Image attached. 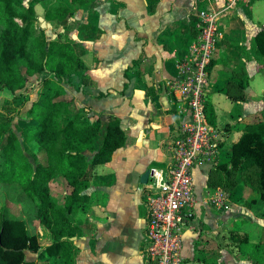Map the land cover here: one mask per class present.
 <instances>
[{"label": "crops", "instance_id": "0c3cea01", "mask_svg": "<svg viewBox=\"0 0 264 264\" xmlns=\"http://www.w3.org/2000/svg\"><path fill=\"white\" fill-rule=\"evenodd\" d=\"M91 1H97L96 7H77L71 18L59 24L44 19L46 6L57 0L23 3L33 5L37 18L51 26L42 29L37 20L39 38L47 44L70 39L87 68L64 81L65 99L70 102L66 121L83 110L87 123L104 128L110 118L116 117L127 138L126 145L114 153L109 163L87 169L90 187L83 193L84 201L77 213L71 216L82 232L73 242L78 250L75 264H146L148 183L142 184L140 178L148 170L167 169L168 146L183 119L168 84L180 77L177 61L186 56L194 39L199 11L220 10L227 0ZM261 30L264 0H251L248 6L239 3L219 21L220 37L208 70L210 87L205 97L214 124L207 121L218 130L220 138L218 163L219 158L227 161L230 146L246 125L264 122V59L253 46V38ZM44 35H49L48 42ZM240 69L247 77L244 90L233 83L239 79L235 72ZM33 92L29 94L34 100L33 95L41 89L35 87ZM15 106L6 92L0 94V113L10 112ZM22 119L29 120L15 117L13 124ZM212 168L198 164L194 169L198 205L193 228L184 234L188 236L184 248L190 246L193 250L194 240L205 237L200 235L203 223L214 234L223 231L245 235L248 242L242 258L264 262V201L256 193L237 188L235 202L227 198L226 209L217 211L204 205ZM53 184L59 185L65 195L61 179L50 186Z\"/></svg>", "mask_w": 264, "mask_h": 264}, {"label": "trees", "instance_id": "16d2710c", "mask_svg": "<svg viewBox=\"0 0 264 264\" xmlns=\"http://www.w3.org/2000/svg\"><path fill=\"white\" fill-rule=\"evenodd\" d=\"M96 5L97 1L91 0H57L46 6L44 19L63 23L77 7L92 9ZM37 20L33 5H25L23 0H0V94L6 92L16 105V109L0 113V184L17 185L34 205L49 244L42 247L24 221L0 214V264H75L78 250L70 239L81 237L82 232L71 216L77 213L83 193L90 187L87 169L109 163L127 138L116 117L110 118L104 128L87 123L83 110L66 121L70 102L65 99L64 81L87 68L70 39L48 44L42 41L35 29ZM253 46L264 59V30L254 36ZM235 75L239 79L234 85L244 90V71L240 69ZM35 87L41 92L33 100L29 92ZM206 113L214 124L210 106H206ZM20 116L28 117L25 124L30 126L18 137L13 120ZM58 179L66 187L62 203L50 192L51 182ZM239 187L264 201L262 121L246 125L230 146L227 161L208 172L207 190L220 189L232 198ZM229 236L239 252L246 254L247 237L233 232ZM215 247L209 244L210 249ZM27 254L35 258L29 259ZM256 264L264 262L258 259Z\"/></svg>", "mask_w": 264, "mask_h": 264}, {"label": "built area", "instance_id": "2783aa9c", "mask_svg": "<svg viewBox=\"0 0 264 264\" xmlns=\"http://www.w3.org/2000/svg\"><path fill=\"white\" fill-rule=\"evenodd\" d=\"M227 0L220 10L199 11L195 36L186 56L177 61L180 77L168 84L183 116L176 137L168 146L170 163L166 170L151 169L146 185V264H189L183 255L184 234L195 222L198 200L193 172L198 164L214 166L220 143L219 133L206 117L205 97L210 87L208 67L220 37L219 21L239 3ZM203 204L217 211L227 208L221 190L206 193Z\"/></svg>", "mask_w": 264, "mask_h": 264}, {"label": "rangeland", "instance_id": "374dc122", "mask_svg": "<svg viewBox=\"0 0 264 264\" xmlns=\"http://www.w3.org/2000/svg\"><path fill=\"white\" fill-rule=\"evenodd\" d=\"M23 3H25L24 0ZM43 37L46 42L49 41V35H44ZM36 96L37 95H33V98L36 99ZM20 122L15 123L16 130L21 132L20 136L19 133H17L19 137H21L24 130H27V125L25 124L26 122H24L23 119L20 120ZM18 127L21 129L18 130ZM223 159L224 158H219V163L216 162L214 167L222 163ZM1 185L0 214H3L8 219L24 221L29 233L35 234L39 238L40 245L42 247L49 244V241L44 238L42 227L39 225L34 205L21 194V190L18 186ZM198 187L199 181L196 183L197 191ZM240 188L241 187H239V189ZM62 191L63 189H61L59 185L53 184L50 186L51 196L59 203H61L64 197ZM208 192L213 193L214 191L208 190ZM234 199L235 197H232L233 202H235ZM199 227L201 230L200 235L205 237L197 242L194 240L193 250L190 249V246H185L183 250V255L188 258L189 264H251L252 262V264H256L254 263V260L249 261L247 258H242L243 254L237 250V246H235L230 240L229 232L222 231L214 234L213 230L208 225L203 223ZM206 229H208V234ZM183 239L185 242L186 239L188 240V236H184ZM209 244H211V246L214 244L216 247L214 249H210ZM27 258H35V256L27 254Z\"/></svg>", "mask_w": 264, "mask_h": 264}, {"label": "water", "instance_id": "95a60500", "mask_svg": "<svg viewBox=\"0 0 264 264\" xmlns=\"http://www.w3.org/2000/svg\"><path fill=\"white\" fill-rule=\"evenodd\" d=\"M38 22H40L42 24L41 28L42 29H45V28H51V26L48 24H46L44 22V20L42 18H38ZM55 37V36H54ZM149 176H150V171H146L140 178V182L142 184H147L148 183V179H149ZM76 240V238H71L70 241L74 242Z\"/></svg>", "mask_w": 264, "mask_h": 264}]
</instances>
